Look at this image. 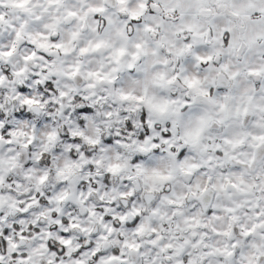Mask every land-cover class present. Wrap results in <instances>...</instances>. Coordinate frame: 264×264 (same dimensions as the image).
I'll return each instance as SVG.
<instances>
[{"label": "clouds", "instance_id": "obj_1", "mask_svg": "<svg viewBox=\"0 0 264 264\" xmlns=\"http://www.w3.org/2000/svg\"><path fill=\"white\" fill-rule=\"evenodd\" d=\"M0 264H264V0H0Z\"/></svg>", "mask_w": 264, "mask_h": 264}]
</instances>
